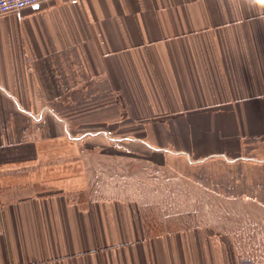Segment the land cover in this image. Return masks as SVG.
I'll list each match as a JSON object with an SVG mask.
<instances>
[{"label":"crops","instance_id":"0c3cea01","mask_svg":"<svg viewBox=\"0 0 264 264\" xmlns=\"http://www.w3.org/2000/svg\"><path fill=\"white\" fill-rule=\"evenodd\" d=\"M85 86L123 126L153 134L140 147L264 163V9L249 0H52L10 14L0 264H258L237 250L234 223L179 217L160 189L65 179L88 159L61 158L60 102L87 97ZM105 115L94 126H109Z\"/></svg>","mask_w":264,"mask_h":264},{"label":"rangeland","instance_id":"374dc122","mask_svg":"<svg viewBox=\"0 0 264 264\" xmlns=\"http://www.w3.org/2000/svg\"><path fill=\"white\" fill-rule=\"evenodd\" d=\"M82 89L87 97L60 102L61 158L88 159L66 165L73 169L67 174H75L65 176L67 181H95L103 188L160 189L162 204L176 201L179 217L234 223L237 228L227 231L235 234L237 250L253 254L258 264H264V163L164 157L159 150L155 153L135 144L153 139V134L132 132L130 125L123 126L115 117L114 104L94 102L89 87ZM57 103L52 105L58 107ZM105 114L113 115L110 125L94 126L96 119L107 120ZM165 190L175 192L169 196Z\"/></svg>","mask_w":264,"mask_h":264},{"label":"built area","instance_id":"2783aa9c","mask_svg":"<svg viewBox=\"0 0 264 264\" xmlns=\"http://www.w3.org/2000/svg\"><path fill=\"white\" fill-rule=\"evenodd\" d=\"M52 0H0V18L40 6Z\"/></svg>","mask_w":264,"mask_h":264},{"label":"clouds","instance_id":"9594fccd","mask_svg":"<svg viewBox=\"0 0 264 264\" xmlns=\"http://www.w3.org/2000/svg\"><path fill=\"white\" fill-rule=\"evenodd\" d=\"M251 5L258 6L261 9H264V0H249Z\"/></svg>","mask_w":264,"mask_h":264}]
</instances>
